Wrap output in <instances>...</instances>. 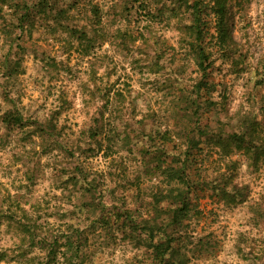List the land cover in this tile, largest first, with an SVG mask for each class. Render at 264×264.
Instances as JSON below:
<instances>
[{
	"label": "rangeland",
	"instance_id": "1",
	"mask_svg": "<svg viewBox=\"0 0 264 264\" xmlns=\"http://www.w3.org/2000/svg\"><path fill=\"white\" fill-rule=\"evenodd\" d=\"M194 2L0 0V264H264V0L205 73Z\"/></svg>",
	"mask_w": 264,
	"mask_h": 264
},
{
	"label": "trees",
	"instance_id": "2",
	"mask_svg": "<svg viewBox=\"0 0 264 264\" xmlns=\"http://www.w3.org/2000/svg\"><path fill=\"white\" fill-rule=\"evenodd\" d=\"M226 2L227 0H212L213 10L216 16V21L214 23V32H215L214 34H212L209 29L210 26L208 24V20L203 16L202 11L198 10L199 4L197 2L193 3L194 10L192 11L193 18H192V25H191L194 31L193 35H194L195 43L193 45H195L196 47L198 57L200 59L199 64L201 68L204 70V73L206 69L208 68V66L210 65V61H209L210 53L206 49V45H207L206 38L213 37V39H215V43L220 46L230 45L231 41L234 40L232 34L229 31V26L225 19ZM249 129H250L251 138H252V134L253 135L258 134L260 132L259 121L254 119L251 125L249 126ZM233 139H234V142L237 143L236 148H238V146L239 148H243V145H244L243 143L246 142L247 138L244 132H242V133H236L235 135H233ZM186 171H187L186 163H183L179 167L168 168L165 171L171 177V180L176 182L175 186H178V187L176 188L177 191L175 195L178 197L180 196L181 201L184 203V205L182 207H179L178 210L175 211V213H178V211H184L185 208L187 210L188 208L187 196L184 195L186 193L183 192V189L180 188L181 184H184L187 181ZM10 211L11 213L9 217L14 218V220H16L18 224H20L18 225L19 229L21 231H24L26 227H25V223L23 219L26 217H22L21 215H18L17 217L15 216L16 211H13L11 209ZM19 211L23 214H26V210L23 208H20ZM67 242H71L70 237L68 238ZM170 246H171L170 243L165 245L163 242L153 245L154 250H155L154 256H155L156 261L159 264H166V254L169 252ZM51 250L54 251V248L51 247L50 250L48 251L49 255L53 259L56 253L53 252L51 254L52 252ZM63 253H65V251ZM65 257H66V260H69V261L72 260L71 258H68L67 255H65ZM61 264H64V263L62 262Z\"/></svg>",
	"mask_w": 264,
	"mask_h": 264
}]
</instances>
